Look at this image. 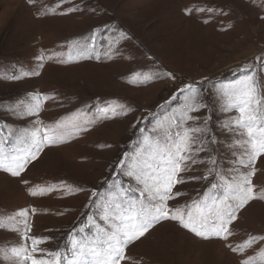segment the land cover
<instances>
[{"label":"rangeland","instance_id":"1","mask_svg":"<svg viewBox=\"0 0 264 264\" xmlns=\"http://www.w3.org/2000/svg\"><path fill=\"white\" fill-rule=\"evenodd\" d=\"M73 6L80 10L61 14ZM118 30L127 34L125 40L117 42ZM76 44L87 45L85 55L92 58L78 55ZM154 70H166L175 79L139 82ZM36 71L40 74L33 75ZM245 75L253 76L259 98L264 92V0H0V139L8 141L3 151L26 147L21 140L35 129L92 122L87 132L62 136L63 142L47 147L24 174L27 186L0 171V264H22L12 250L24 246L25 219L29 235L50 237L40 247L68 255V234L87 223L86 214L99 215L89 206L93 189L107 197L110 180L127 187V179L113 170L122 153L132 154L148 136L163 142L171 133V140L180 143L176 133L183 128L176 124L189 95L180 91L184 84L200 88L207 108L196 115L201 126L208 120L205 139L219 143L209 144L198 156L201 162L184 174L207 175L211 169L213 176L185 183L179 203L204 199L205 191L222 198L237 175L233 169L240 167L235 162L246 158L250 147L247 128L234 124L239 113L223 110L229 89ZM35 95L43 97L39 113L25 115L29 107L35 111ZM105 108L112 118L104 117ZM258 112L255 134L264 129V103ZM169 148L175 151L171 142ZM257 165L261 186L264 157ZM211 183L218 187L211 189ZM41 189L43 195H30ZM21 209L29 210L26 218L19 216ZM238 216L233 246L248 235H264V201L250 203ZM98 235L103 234L91 227L80 237L91 241ZM126 255L125 264H238L240 259L223 242L201 240L172 222L156 226ZM248 257L264 264V243L249 248Z\"/></svg>","mask_w":264,"mask_h":264},{"label":"snow or ice","instance_id":"2","mask_svg":"<svg viewBox=\"0 0 264 264\" xmlns=\"http://www.w3.org/2000/svg\"><path fill=\"white\" fill-rule=\"evenodd\" d=\"M33 2L34 0H28L29 4ZM79 10L78 7L73 6L61 14L66 15ZM118 31L117 42L125 40L127 34L122 30ZM74 47L76 53L84 59L92 58L85 55L89 51L87 45L76 44ZM91 51H95L94 44ZM38 59L42 60L43 57H38ZM60 62L63 63V61ZM43 66L42 63L38 65L39 68ZM32 74L39 75L40 73L36 71ZM162 77L175 79L174 74L166 70L164 72L154 70L145 73L139 82L147 83ZM17 78L12 77V79ZM180 91L182 94L185 92L189 94L188 102L182 109L181 120L176 124L177 129L183 128L182 133L179 131L176 133L180 143L177 145L171 140V133L165 137L163 142L148 136L143 137L142 143L136 146L132 154L127 151L123 152L113 165V170L118 176H124L127 179V187L122 182L115 183L110 180L111 191L107 197L97 189H93L88 198L89 206L96 208L99 215L86 214L87 223L73 228L68 234V244L65 245L68 255L62 256L59 251L52 252L40 247L47 243L50 237L29 235L31 227L25 219V232L21 235V239L25 242L24 246L12 250L21 257L22 264H125L129 259L126 249L141 238H146L156 226L164 222L175 223L201 240L215 239L223 242L233 253L239 254L238 264H255L253 258H245V253L254 244L264 243V235L259 237L248 235L235 246L232 240L237 236L236 223L240 211L252 202L264 201V185L258 186L256 183V177L260 172L257 161L264 157V129H260L258 134L253 132V124L259 115V106L264 103V92L260 93L258 98L257 83L252 75H245L243 79L235 81L229 89L228 102L223 110L227 112L234 108L239 113L234 124L240 128H247L249 137L247 143L250 147L245 150L244 157L246 158H239L235 162L240 167L233 169L237 175L227 184L222 198L210 197L205 191L204 199L198 198L191 203L185 202L181 205L179 201L183 198L182 186L185 183L208 181L213 176L211 169L208 170L207 175L186 177L184 174L190 172L193 166L201 162L198 161V156L206 150L209 144H216L219 141L215 138L205 139L208 133V120H204L201 126L199 116L196 115L207 108L206 104L200 102V88L192 84H184ZM33 99L35 111L29 107L25 115H38L41 107L40 101L43 97L35 95ZM101 111L105 118H112L109 115V109L105 108ZM121 111H123V106H121ZM189 122L192 123L189 124ZM89 123L92 122L86 120L83 125L74 124L71 128L57 124L53 130L35 129L30 135L26 133L25 138L21 140L26 147L8 153L3 151L8 141L0 139V171L8 173L11 177L19 178L27 186L28 181L24 179V174L40 158L44 150L58 142H63L59 139L62 136L71 138L73 132H87ZM169 142L175 151L169 148ZM100 147L103 149L111 146L100 145ZM217 187V184L211 183V189ZM46 190L54 191L52 188ZM44 191L45 189H41L40 192L33 190L30 195L36 197L43 195ZM129 194H132V198H126ZM209 199L212 201L211 204L206 203ZM28 211L21 209L18 214L26 218ZM97 220L103 224L98 223ZM91 227H95L98 234L102 233V237L98 235L91 241L81 238L80 234L84 233L86 228ZM42 257H54V259Z\"/></svg>","mask_w":264,"mask_h":264}]
</instances>
